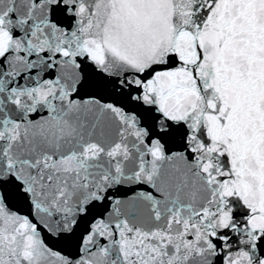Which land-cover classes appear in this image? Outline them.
<instances>
[{
    "label": "water",
    "instance_id": "95a60500",
    "mask_svg": "<svg viewBox=\"0 0 264 264\" xmlns=\"http://www.w3.org/2000/svg\"><path fill=\"white\" fill-rule=\"evenodd\" d=\"M114 3L103 24L80 5L77 19L89 22L72 59L135 75L177 54L185 67L157 73L147 90L163 96L164 119L188 123L189 148L173 155L158 141L148 145L151 125L112 103L72 101L63 67L60 83L23 87L15 112L0 114V237L13 241L5 252L16 264H216L224 252L225 264H255L246 249L264 238V0H139L131 16L124 0ZM103 13L97 5L95 15ZM128 23L138 37L132 52L117 45ZM21 51L0 31V57L11 52L8 63L26 68ZM9 177L19 193L3 186ZM137 180L151 191L123 195ZM5 191L27 202L10 211ZM105 198L109 214L90 227L78 256L76 237H61Z\"/></svg>",
    "mask_w": 264,
    "mask_h": 264
},
{
    "label": "snow or ice",
    "instance_id": "6c2138e0",
    "mask_svg": "<svg viewBox=\"0 0 264 264\" xmlns=\"http://www.w3.org/2000/svg\"><path fill=\"white\" fill-rule=\"evenodd\" d=\"M124 2L129 6L128 15L131 16L136 12L139 0H124ZM205 3L214 6L215 0H200L201 5ZM81 4L87 7L88 16L101 24L115 6L114 0H0V31L9 30L12 38L21 41L27 49V52H20V56L26 58V68L13 67L8 63L11 52L0 57V114L8 109L15 112L13 102L17 99V92L23 87H37L45 81L60 83V73L63 67L65 83L71 82L74 85L69 88L72 101H86L94 98L105 103H112L134 114L145 128L151 125L146 141L148 145L158 141L173 155L177 151L187 150L189 148L187 140L192 134L188 123L186 121L172 123L164 119L163 114L158 111V105L163 102V96L161 101H158L156 94L147 90L148 82L153 81L157 73L185 67L178 55L169 54L163 64L154 65L135 75L127 70L122 71L119 64H113L115 71L109 72L107 67L94 65L86 55L75 56L73 60L72 57L83 44L85 37L82 31L89 22L83 18L77 19L76 12ZM97 5L104 10L100 17L95 15ZM201 11L203 16L195 21L197 24L203 23L211 7L202 8ZM137 38L134 25L128 23L127 34L123 38H117V45L126 52H132ZM65 52L69 55H64ZM198 52L202 60L204 53L199 49ZM192 72L195 77V69H192ZM129 81L133 83L129 84ZM197 83L203 88L199 80ZM203 83L206 84L207 81ZM153 84L155 87L154 81ZM144 96L150 101L149 103L144 102L142 99ZM20 100L22 103H29L24 96H21ZM41 111L33 112L31 119L36 120L41 115ZM22 118L19 114L16 116L17 120ZM161 122L163 130L157 128L158 123ZM188 155L191 159L192 153L189 152ZM48 176H51V173ZM40 179L43 182L47 176L41 174ZM3 186L9 190L14 188L15 193H19L20 185L16 184L11 177L3 182ZM141 187L151 191L152 185H143L142 181L137 180L135 185H126L120 191L131 198L132 194L137 193ZM109 195L112 193L110 192ZM20 199L27 202L28 198H17L11 191L4 193V203L10 211L20 210ZM108 214L109 205L105 198L102 205H92L88 210V215L81 216L77 221L72 233L61 239L71 241L73 237H76L78 256H82L83 241L90 227L96 220ZM25 215L31 216L30 207ZM47 239L51 238L47 237ZM12 243L10 237H0V264H4L5 257L7 264H16L11 251L5 252V245H8L10 249ZM100 244H105V241L101 239ZM246 251L252 253L255 264H264V238H261L257 245H249ZM226 257H228L227 252L217 256L216 264H225ZM20 264L23 262L21 261ZM129 264H135V262L129 261Z\"/></svg>",
    "mask_w": 264,
    "mask_h": 264
}]
</instances>
